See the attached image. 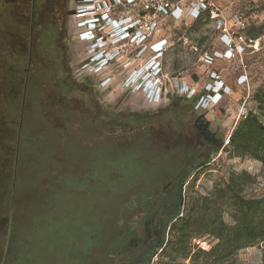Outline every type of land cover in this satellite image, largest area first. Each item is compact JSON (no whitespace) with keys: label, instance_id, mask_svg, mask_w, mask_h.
<instances>
[{"label":"rangeland","instance_id":"1","mask_svg":"<svg viewBox=\"0 0 264 264\" xmlns=\"http://www.w3.org/2000/svg\"><path fill=\"white\" fill-rule=\"evenodd\" d=\"M99 1L111 8V19L139 20L137 30L149 36L148 49L138 55L136 46L122 45L106 70L92 72L96 63H91V44L83 41L85 29L79 27L91 16L76 14L82 0H69L72 15H61L57 30L62 33L55 42L68 51L54 61L36 52L37 74L43 79L36 83V96L23 104L22 127L37 129L28 140L30 148L23 145L19 151L13 192L24 79L12 62L11 45L20 46L22 39L19 29L7 27L8 20L0 26V264H77L85 253L81 249V257L75 243L85 233L82 225L90 208L99 212L101 195L118 192L117 187L130 184L140 172L145 176L142 171L157 158L164 161L166 174L175 173L185 161L183 149L197 143L190 131L194 113L204 114L225 144L246 110L264 124V107L259 110L253 100L258 90L264 93V0ZM201 4L211 8L210 19H196ZM6 7L4 15L22 14L18 7ZM152 43L163 44L159 99L128 86L131 74L154 56ZM106 45L105 51L113 48ZM207 56L214 60L209 62ZM59 70L67 73L64 88ZM207 95L211 99L202 102ZM242 172L253 179L242 187V196H264V164L219 153L196 181L185 184L182 208L164 235L168 245L155 252L150 264H263V245L242 249L235 259H205L201 254L184 259L169 247L178 240L181 219L191 212L195 219L204 209L203 199L224 187L230 174ZM221 207L223 221L233 225V208ZM104 215H98L99 223ZM189 235L191 254L216 243L211 236ZM104 252L105 244L94 249V264Z\"/></svg>","mask_w":264,"mask_h":264},{"label":"trees","instance_id":"2","mask_svg":"<svg viewBox=\"0 0 264 264\" xmlns=\"http://www.w3.org/2000/svg\"><path fill=\"white\" fill-rule=\"evenodd\" d=\"M112 1L115 3L114 0ZM7 2L6 0H0V26L6 24V20H8L7 27L19 29L18 35H21L20 38L22 42L20 46L19 44L18 46L16 44L11 45V57L16 67L22 69L24 79L20 103H18L19 110L17 121L19 123L17 122L16 134L17 153L16 159H14L12 191V189L16 187L18 179L17 171L21 163L18 158L19 151L23 145L30 148V142L28 140L35 134L37 129L28 125L24 126V128L22 127L23 115L25 113L23 104L28 97L32 99L36 96L33 92L36 91V83L43 79L42 75L37 74V67L40 62L35 60L36 52L40 53L39 55L42 53V55L46 56V60L47 58L50 59V57H52L51 60L53 61V57L60 58L61 60L63 57L62 54H64V51L60 50L55 42L56 40H60L59 35L62 33H59L57 30L61 15H63V17L65 16V18L69 15L67 11L69 0H7ZM152 2L154 3L157 1L152 0ZM6 5L13 8L18 7L22 14L17 17L4 15L7 10ZM55 5H57V7H54ZM153 11L156 12V10ZM160 12L162 11H159V13ZM211 13V8L208 5L201 4L195 11L196 19L198 21L204 18L210 19ZM46 15H48L47 18H44ZM207 60L212 62L214 57L207 56ZM43 69V71L48 70L46 67ZM40 74L45 73L41 72ZM58 74L63 77L60 87L64 88L68 80L67 73L59 70ZM49 78L51 79V77H48V79ZM253 100L258 105V109L262 110L264 107V93H262L261 89L253 95ZM196 102L197 98L194 97L192 99L193 105ZM14 105L12 106L14 107ZM191 120L190 131L193 137L196 138L197 143L190 148L188 147V149L187 147L183 149L181 155L185 161L181 164V167L175 171V176L172 177L176 179L175 182L179 187L181 208L185 184L187 182L191 183L192 181H196L200 171L208 167L214 156L219 153H228L230 157L241 159L249 158L264 164V124L259 120L256 113L246 110V113L239 117L229 136L227 144H225V140L220 135L212 131L211 125L204 114L197 115L194 113ZM126 156L128 155L126 154L123 156V159ZM134 157L135 156H132L133 161L136 167L139 168ZM140 175L141 172L138 177ZM252 181V177L246 172L230 174L224 187H219L209 197L203 199L204 209L199 214L197 213L195 219L192 218L193 212L181 219V224L177 228L178 240L174 244H169V247L171 246L173 248L175 254H181L184 259H193L196 254L203 255L205 259H235L238 251L242 249L257 245L264 246V196L245 198L241 194L242 187L251 184ZM225 204H229L234 210L231 215L234 223L231 226L225 224L220 211L222 208L221 206ZM178 208H180V205ZM179 215L180 213L178 212L177 216ZM171 223L172 220L166 224L165 231L168 230ZM192 228L193 231H191ZM189 232H194L195 236L199 238L211 236L215 239L216 243L208 251L197 249L195 253L191 254L192 250L188 248L190 240ZM167 245L163 237L160 244L156 247V250L152 252L147 259H140L137 264H150L151 258L155 252ZM262 261L264 264V249ZM89 264L94 263L91 262ZM105 264L111 263L107 261ZM114 264H119V262H115ZM120 264L124 263L120 262Z\"/></svg>","mask_w":264,"mask_h":264},{"label":"flooded vegetation","instance_id":"3","mask_svg":"<svg viewBox=\"0 0 264 264\" xmlns=\"http://www.w3.org/2000/svg\"><path fill=\"white\" fill-rule=\"evenodd\" d=\"M144 47L145 44L136 47L135 53ZM64 51L68 49L64 48ZM164 164L157 158L142 171L145 176L140 175L128 185L120 184L118 192L105 190L106 193L99 197L102 209L97 212L90 208L82 225L85 233L81 234V241L75 243L77 252L83 249L85 253L83 257L79 253L82 258L77 264L93 263L96 259L94 249L103 244L105 252L96 264L107 261L111 264H137L156 250L165 235L166 224L181 205L179 187L172 178L175 173L166 174ZM124 192L126 196L122 197ZM102 212L107 215L99 223L98 215Z\"/></svg>","mask_w":264,"mask_h":264},{"label":"built area","instance_id":"4","mask_svg":"<svg viewBox=\"0 0 264 264\" xmlns=\"http://www.w3.org/2000/svg\"><path fill=\"white\" fill-rule=\"evenodd\" d=\"M138 1L140 0H117L118 3L125 4H133ZM102 5L103 7H101ZM102 8L104 9L101 10ZM76 14L91 16L82 21L79 27L85 29V32L80 34L85 37L83 41L91 44V63H96L91 69L92 72L95 71V73L106 70L108 68L107 66H110L114 62L116 56L120 54L118 47L130 44L140 47L145 44L149 37L144 31L136 30V32H134L139 21L132 22V20H123L118 22L117 20L111 19V8L107 6L105 2L101 4L99 0H82L79 11H77ZM108 26L110 27L109 29ZM106 42L113 48L105 51L104 48L107 46ZM156 45L157 44L154 43L149 45L150 51L154 56L144 63L141 68L135 70L128 79V86H130L131 89L141 90L145 92L146 95H150L151 99H159L161 91L162 71L158 59L162 54L161 50L155 49ZM113 49H115V51H113ZM147 49V47H144L137 54L141 55L142 52ZM140 70H143L141 75L139 74ZM216 92H218V90L212 91L213 94ZM217 94L220 96L219 93ZM212 98H214V96ZM210 99L211 96L207 95L205 98H202L201 101L207 103Z\"/></svg>","mask_w":264,"mask_h":264},{"label":"bare ground","instance_id":"5","mask_svg":"<svg viewBox=\"0 0 264 264\" xmlns=\"http://www.w3.org/2000/svg\"><path fill=\"white\" fill-rule=\"evenodd\" d=\"M155 44H157V45L155 46V49H156V50H161L163 44H161V43H155ZM142 72H143V70H140L139 74L141 75Z\"/></svg>","mask_w":264,"mask_h":264}]
</instances>
